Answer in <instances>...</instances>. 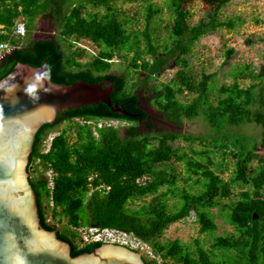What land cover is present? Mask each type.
I'll return each mask as SVG.
<instances>
[{
	"label": "trees",
	"instance_id": "trees-1",
	"mask_svg": "<svg viewBox=\"0 0 264 264\" xmlns=\"http://www.w3.org/2000/svg\"><path fill=\"white\" fill-rule=\"evenodd\" d=\"M113 1L0 0V44L16 42L13 28L18 19L26 28L22 40L27 39L39 16L53 19L59 30V35L53 38L17 43V47L0 59V78L18 61L40 66L47 62L51 68L95 76L96 81L111 80L114 91L110 98L126 111L118 113L99 102L70 109L60 114L55 123L42 125L30 176L43 226L56 229L58 235L71 243V255L101 244L85 242L79 246L75 241L77 229L86 226L132 232L163 259L161 263L155 256L144 257L150 264L177 261L182 264H264V156L256 152L259 143L264 144V62L258 71L249 65L240 68L231 83L220 85L217 98L212 102L213 73L194 74L188 70L186 58L202 36L219 27H235V18L219 17V10L231 0H203L212 9L195 24L188 21L185 0H171L172 21L168 41L163 44L154 42L152 30L148 28L156 10L149 6L145 29L132 32L124 25L126 19H118ZM69 3L70 8H67ZM87 5L103 6L104 13L84 14ZM72 38L73 41L80 38L91 41L99 48L97 54L91 60L77 61L71 51ZM132 49H135L132 59L138 61L135 72H143L138 79L141 89L151 91L163 117L179 123L183 118L201 116L207 126L204 134L150 130L151 123L144 122L149 115L138 105L140 95L134 88L126 90V75L108 71L109 60L117 54L127 55ZM231 51L232 48L226 50L224 61H228ZM78 55L82 56L83 51ZM170 60L183 64L185 69L157 84L154 81ZM240 76L250 77L252 81L242 87ZM184 90L197 96L184 104L177 98ZM74 119L84 122L119 120L129 125L125 136H121L112 125L93 127L75 123L73 141L66 128L53 137L48 150L42 149L43 140L59 123ZM141 122L145 124L142 132L138 128ZM251 123L260 126V140L256 135L236 132L240 126ZM180 137L189 142L200 140L202 146L196 149L190 145L188 151H181L173 145ZM218 155L220 160H216ZM227 155L235 160L225 178L222 173L228 167ZM256 158L258 164L253 165ZM171 161L183 162L181 175ZM39 163L56 172L52 190L42 171L31 174L32 167L36 169ZM179 178L183 185L178 184ZM236 187L240 188L237 199L232 197ZM148 195H151L149 200L137 203ZM169 195L177 198L174 208L169 206ZM211 208L218 209L217 216L230 224L233 231L214 234L210 248L202 247L200 239H196L195 248L179 239L159 240L169 224L191 213H195L201 232L212 234L217 224ZM49 209L54 218L63 215L67 225L60 228L50 223ZM165 258H171L172 262L168 263Z\"/></svg>",
	"mask_w": 264,
	"mask_h": 264
},
{
	"label": "rangeland",
	"instance_id": "rangeland-1",
	"mask_svg": "<svg viewBox=\"0 0 264 264\" xmlns=\"http://www.w3.org/2000/svg\"><path fill=\"white\" fill-rule=\"evenodd\" d=\"M75 1V0H74ZM171 0H151L146 2L144 0H115L112 2L113 7L119 20L125 21V27L132 32H141L146 26V14L149 6L156 12L151 16L149 20V29L152 30L154 36V42L158 44L167 43L168 38V28L172 21V9L170 7ZM184 8L189 11L188 21L191 24H195L205 18L210 12L212 7L206 4L203 0H185ZM70 3L67 8H70ZM104 13V7L99 6L94 8L91 5H87L84 9V14L88 12ZM219 17L221 19L225 18H235V27H219L217 30L208 33L201 37L192 47L191 52L186 54L188 59V70L194 72V74L200 75L204 73H213V81L211 82L212 91L210 99L215 102L217 90L223 83H231L233 78H235V73L238 72L243 66H251L254 70L258 71L261 64L264 62V0H231L224 7L219 10ZM59 35V30L57 24L53 19L47 16H39L35 19L34 28L29 33L26 40H22V43L32 41L34 39L42 38H53ZM141 37V36H140ZM142 38V37H141ZM249 40L251 42H249ZM168 41V40H167ZM73 42V43H72ZM142 42L143 39H142ZM72 48L71 51L77 61L84 62L86 60H91L98 52L99 48L91 43V41L80 38L76 41L71 39ZM65 48L69 51L68 43H66ZM143 47L141 43V48ZM232 48L230 52V58L228 61H224L226 50ZM82 50L83 55L79 56L78 52ZM135 49L127 54H117L110 62L108 71L111 73H124L126 75V90L134 88L135 92L140 94L141 101L140 105L145 108L151 117L152 128L151 131H172L179 134L186 135H202L206 130V124L201 116H197L192 119L183 118L179 123H172L163 117V113L160 112L156 104L154 103L153 94L146 88L142 90V85L138 79L143 74V72H135V64L138 61L132 59ZM148 58V56H146ZM183 64H175L173 60H170L166 67L157 76L158 78L154 81L159 84L160 81H168L178 70H184ZM239 82L242 87H246L252 79L250 77H238ZM138 81V82H137ZM197 96L196 93H189L187 90L182 91L177 94V98L180 102L186 104L190 100ZM75 123H86L94 127V125L104 126L112 125L116 127L119 131V135L125 136L126 127L129 125L123 121L119 120H91L84 122L81 119H74L73 121H62L59 123L51 133L43 140L42 149L48 148L49 138L55 136L57 133L63 129L69 130V135L71 136V141L74 139L75 135ZM140 132L144 131L145 126L143 124L138 125ZM149 130V131H150ZM242 131L246 135H256L259 137L261 135L260 126L251 124H245L240 126L236 130L239 133ZM241 132V133H242ZM147 133V132H144ZM173 145L181 148V151H188L190 145L194 148L200 149L202 143L200 140L194 142H189L182 137L173 141ZM259 154L264 156V144L259 143L257 151ZM221 157L216 156V160H220ZM233 160L235 158L225 157V161L228 167L223 171L224 177H228L230 171L233 168ZM38 163V160L35 161ZM170 164H174L179 175L184 172V166L182 161H171ZM257 158L253 160V165H257ZM46 167L42 164H38L36 169L34 166L31 169V174L37 173V171L45 172ZM181 177V176H180ZM178 184L183 185L184 182L181 178L178 179ZM162 187L161 189H164ZM235 195L232 197L237 199L239 187H236ZM151 195H148L138 201L137 203L149 200ZM227 201V200H225ZM177 201V198L169 195L168 203L169 206L173 207V204ZM136 204V203H135ZM48 208V207H46ZM210 212L215 215L214 220L217 224V229L211 233L201 232V225L197 221L195 213H191L188 217L173 222L168 225L164 230L163 234L159 237L161 242L171 241L174 239H179L181 243L190 245L191 248L196 247V239L201 240L202 247L208 249L213 243L214 234L220 235L226 232H232L233 227L228 224L222 217H218V209L211 208ZM51 209L47 211V218L50 223L55 224L57 227H64L67 225V220L63 215H59L56 218L53 216ZM75 230V229H74ZM77 241L81 246L86 241L85 236L88 237L90 234L88 227L84 226L77 229ZM149 246V245H148ZM152 254V255H151ZM150 257L155 256L158 262H163L160 255L153 252L152 248L149 246ZM168 263L172 262L171 258H165ZM174 264H182L181 262H174Z\"/></svg>",
	"mask_w": 264,
	"mask_h": 264
},
{
	"label": "water",
	"instance_id": "water-1",
	"mask_svg": "<svg viewBox=\"0 0 264 264\" xmlns=\"http://www.w3.org/2000/svg\"><path fill=\"white\" fill-rule=\"evenodd\" d=\"M30 84L37 86L35 97L25 91ZM113 91L107 78L96 81L47 62L18 61L0 78V264H150L140 251L110 242L71 255V243L43 226L32 187L30 168L42 125L99 102L126 113L112 102Z\"/></svg>",
	"mask_w": 264,
	"mask_h": 264
},
{
	"label": "built area",
	"instance_id": "built-area-1",
	"mask_svg": "<svg viewBox=\"0 0 264 264\" xmlns=\"http://www.w3.org/2000/svg\"><path fill=\"white\" fill-rule=\"evenodd\" d=\"M25 33L26 28L24 22L21 19H18L15 27L13 28V35L15 37L16 42L12 44L9 42H4L0 44V59H2L6 55V53L10 52L13 48L17 47L18 44H21L22 38L25 36ZM53 137L49 138L48 148L45 150H48L50 148ZM55 174L56 172L52 167H48L45 170V175L48 179V187L50 188V190L54 188ZM88 229L90 234L88 235V237L85 236L84 240L86 242L116 243L127 247H132L134 249H138L143 252L146 256H149L148 244H146L142 239L136 237L132 232H126L124 230L112 228L99 229L97 227H89Z\"/></svg>",
	"mask_w": 264,
	"mask_h": 264
},
{
	"label": "clouds",
	"instance_id": "clouds-1",
	"mask_svg": "<svg viewBox=\"0 0 264 264\" xmlns=\"http://www.w3.org/2000/svg\"><path fill=\"white\" fill-rule=\"evenodd\" d=\"M45 75H48L47 73H45ZM42 79V77L37 76V80ZM26 93L31 96V97H35L34 94L37 92V86L35 84H30L26 89H25ZM82 228V227H81ZM89 228V227H88ZM80 229V228H79ZM119 230V229H118ZM87 243V242H86ZM101 243H105V242H101ZM138 250V249H136ZM140 251V250H138ZM141 252V251H140ZM143 257L149 258V256H146L143 252H141ZM156 258V257H155Z\"/></svg>",
	"mask_w": 264,
	"mask_h": 264
},
{
	"label": "flooded vegetation",
	"instance_id": "flooded-vegetation-1",
	"mask_svg": "<svg viewBox=\"0 0 264 264\" xmlns=\"http://www.w3.org/2000/svg\"><path fill=\"white\" fill-rule=\"evenodd\" d=\"M136 94H138L137 92H135ZM138 95H140V94H138ZM140 99H141V96H140ZM138 105H140V104H138ZM141 106V105H140ZM142 107V106H141ZM144 110H145V108L144 107H142ZM146 111V110H145ZM147 112V111H146ZM148 113V112H147ZM148 115H149V113H148ZM148 121V122H147ZM147 121H144L145 123H150L151 122V117L149 116V118H148V120ZM140 124H143V126H145V124L144 123H140ZM152 125V124H151Z\"/></svg>",
	"mask_w": 264,
	"mask_h": 264
},
{
	"label": "crops",
	"instance_id": "crops-1",
	"mask_svg": "<svg viewBox=\"0 0 264 264\" xmlns=\"http://www.w3.org/2000/svg\"><path fill=\"white\" fill-rule=\"evenodd\" d=\"M85 40H87V39H85ZM89 41V40H88ZM92 43V42H91ZM43 175H45V172H43ZM46 176V175H45ZM47 178V177H46ZM49 188V187H48ZM50 189V188H49Z\"/></svg>",
	"mask_w": 264,
	"mask_h": 264
}]
</instances>
